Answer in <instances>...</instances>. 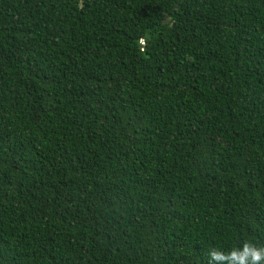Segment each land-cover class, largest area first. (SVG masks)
Returning <instances> with one entry per match:
<instances>
[{
  "label": "trees",
  "instance_id": "trees-1",
  "mask_svg": "<svg viewBox=\"0 0 264 264\" xmlns=\"http://www.w3.org/2000/svg\"><path fill=\"white\" fill-rule=\"evenodd\" d=\"M246 244L264 0H0V264H245Z\"/></svg>",
  "mask_w": 264,
  "mask_h": 264
},
{
  "label": "clouds",
  "instance_id": "clouds-1",
  "mask_svg": "<svg viewBox=\"0 0 264 264\" xmlns=\"http://www.w3.org/2000/svg\"><path fill=\"white\" fill-rule=\"evenodd\" d=\"M243 255L246 257L245 264H258V262L264 260V248L246 244ZM213 256L216 258L217 254L213 253Z\"/></svg>",
  "mask_w": 264,
  "mask_h": 264
}]
</instances>
